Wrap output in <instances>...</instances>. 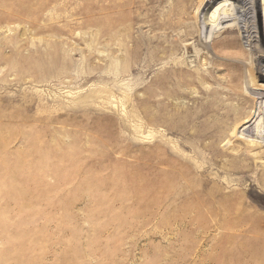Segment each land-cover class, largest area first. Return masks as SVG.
<instances>
[{
    "label": "rangeland",
    "instance_id": "1",
    "mask_svg": "<svg viewBox=\"0 0 264 264\" xmlns=\"http://www.w3.org/2000/svg\"><path fill=\"white\" fill-rule=\"evenodd\" d=\"M263 149L264 0H0V264H264Z\"/></svg>",
    "mask_w": 264,
    "mask_h": 264
},
{
    "label": "bare ground",
    "instance_id": "2",
    "mask_svg": "<svg viewBox=\"0 0 264 264\" xmlns=\"http://www.w3.org/2000/svg\"><path fill=\"white\" fill-rule=\"evenodd\" d=\"M184 79V78H183ZM183 79H180V81H183ZM252 116H255V114H253ZM253 123L251 122V125H252ZM251 125H249V127L251 126ZM259 127H260V125L257 127L258 129L257 130H259ZM261 132V131H260ZM258 143L256 142V143H253L252 145H257ZM264 154V149L260 152V153H255V154H253V156H248L250 159H251V161H252V164H253V162L254 161H256V158H258L259 156H261V155H263ZM250 161V160H249ZM250 161V162H251ZM242 163V162H241ZM240 165V164H239ZM242 165H244V164H241V166ZM246 166V165H245ZM248 168V167H247ZM246 169V168H245ZM259 169V168H258ZM248 173V172H247ZM258 173V172H257ZM245 174H246V172H245ZM259 175H257V176H259L258 178H259V180L261 181V183L263 184V186L262 187H264V166H263V170H262V172H260V173H258ZM162 176V175H161ZM255 176V175H254ZM159 177V176H158ZM255 179V178H254ZM251 211V210H250ZM259 212V211H258ZM255 215H262V214H260V213H255ZM264 216V215H263Z\"/></svg>",
    "mask_w": 264,
    "mask_h": 264
}]
</instances>
